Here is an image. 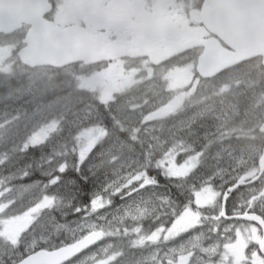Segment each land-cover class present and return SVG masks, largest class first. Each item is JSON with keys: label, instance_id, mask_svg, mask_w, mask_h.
I'll list each match as a JSON object with an SVG mask.
<instances>
[{"label": "rangeland", "instance_id": "1", "mask_svg": "<svg viewBox=\"0 0 264 264\" xmlns=\"http://www.w3.org/2000/svg\"><path fill=\"white\" fill-rule=\"evenodd\" d=\"M1 49L7 53L0 42ZM15 68V59L10 55L0 57L1 73L5 71L11 75ZM42 74L45 77L52 75L45 70ZM65 74L78 88H92V79L88 76L74 75L70 71ZM231 78V73H226L216 80L214 86H209L213 93L205 97L208 105L197 104L196 100L188 105L192 109L181 112L179 118L166 119L164 134L178 130L186 132L189 128L180 141L170 135H165L167 140L171 139L168 141L162 136L151 135L150 126L140 122L142 114L153 111L154 105H132L126 101L129 96L124 97L120 104L103 106L109 108L105 112L114 117L109 131L100 123L102 117L96 108L73 116L67 112L66 101L58 98L45 105L48 111L39 116L33 113L17 124L18 128L30 127L26 140H31L32 145L47 141L57 145L63 139H73L71 149L78 157L76 162H84L87 169L78 177L57 174L47 182L18 183L23 187L17 189L0 186V264H17L44 244L63 246L98 230H105L104 241L69 264H200L215 255L220 243L210 244L212 237L208 236L215 231L214 222L212 217L209 221L202 220L205 226L200 228L203 225L200 209L186 206L187 209L177 217L171 219L168 215L164 220L161 213L153 219L149 215L160 205L167 209V214L175 207L170 198L165 197L163 203L153 208L154 200L160 197L157 192L162 188L156 178L168 176L163 173V168L160 169L163 165L171 166L170 174L175 176L179 173L184 177L181 184L193 195V200L208 207L206 215L215 214L214 191L222 190L230 179L231 168L228 165L232 158L226 151H235L239 146L238 142L227 145L230 135V131L227 133L228 123L232 115L226 112L228 100L234 99L229 88ZM42 81L43 77L35 79V82ZM61 86L55 82H47L41 87L36 83L32 87L27 85L24 95L28 99L15 107L12 116L24 108L18 118L25 119L38 98H53L56 92L63 90ZM153 97L151 95L148 99ZM9 118L5 112L0 117L6 122ZM211 131L216 132L213 140H209L207 135ZM240 139L249 140V137L242 135ZM210 147L211 151L208 150ZM240 155L246 157L234 166V171L251 167L253 163L254 157L247 150L236 152L234 160L238 161ZM81 177L87 180V186L79 179ZM84 193L88 201L81 198ZM46 198L52 201L51 205L46 203ZM180 204L182 207L184 202ZM69 209L70 213L66 212ZM20 221L28 228L24 235L16 229Z\"/></svg>", "mask_w": 264, "mask_h": 264}, {"label": "flooded vegetation", "instance_id": "2", "mask_svg": "<svg viewBox=\"0 0 264 264\" xmlns=\"http://www.w3.org/2000/svg\"><path fill=\"white\" fill-rule=\"evenodd\" d=\"M203 2L204 0H0V20L3 19L1 14H4L5 21L8 20L10 24L11 13H16L14 19L21 21L19 30L0 36L12 37L23 43L32 20L40 18L63 28L79 26L114 44L139 48L158 46L159 49H155L152 55L100 64L97 67L98 77L104 80L103 86L112 100H115V94L120 91L134 93L137 98L131 100L133 104L152 103L154 106H164L162 115L171 108H178L173 116L179 118V108L186 104L187 90L184 85L186 76H181L182 69L186 67V63H191L194 67L203 49L193 48L169 59H162V52L174 43L215 37L201 22ZM33 13L35 16H29ZM253 60L261 61V58ZM170 65L175 66L173 71L169 69ZM172 80L175 85L170 87L168 84ZM199 89L200 86L196 88V92ZM151 95L154 97L149 100ZM164 95L166 98L161 100ZM250 98L247 91L236 98V101L247 105ZM237 108L242 112L240 106ZM258 148L264 149V136L258 141ZM263 176H251L245 170L240 171L239 175H231L226 188L229 196L226 212L222 215L220 213L221 200L220 205L216 203L213 214L214 221L219 224L222 232L220 245L217 253L205 259L204 263L264 264ZM242 215L259 216L262 222L244 220L240 218Z\"/></svg>", "mask_w": 264, "mask_h": 264}, {"label": "water", "instance_id": "3", "mask_svg": "<svg viewBox=\"0 0 264 264\" xmlns=\"http://www.w3.org/2000/svg\"><path fill=\"white\" fill-rule=\"evenodd\" d=\"M238 1H245V3L237 4ZM244 8L249 14H260L257 38H260L263 43L246 46L243 43L235 45L230 41L229 21L234 13ZM32 22L33 27L26 39L27 46L20 51L23 62L32 67L43 65L64 67L78 62L94 64L130 54V51L106 44L104 40L76 26L62 29L36 18ZM203 22L226 44L237 49L236 52H231L216 39L196 41L171 48L170 55H175L191 47L205 46V52L199 58L198 65V70L203 77L214 76L253 56H264V0H205ZM261 165H264V155ZM101 237L100 233L91 234L74 245L51 252L41 250L21 262L23 264H61Z\"/></svg>", "mask_w": 264, "mask_h": 264}, {"label": "trees", "instance_id": "4", "mask_svg": "<svg viewBox=\"0 0 264 264\" xmlns=\"http://www.w3.org/2000/svg\"><path fill=\"white\" fill-rule=\"evenodd\" d=\"M21 66L20 61L17 58L16 67ZM257 69L251 70L250 75L247 76L251 79V85L259 84L264 75V68L260 63L256 66ZM37 70V69H36ZM32 79H26L25 73L19 74L17 71L14 74H7L6 72H0V117L3 112H10L12 108L19 104V102H25L20 96L24 94L25 82L28 81V85ZM63 92L65 89L62 90ZM71 92V91H70ZM61 99V98H60ZM52 98H38L35 107L33 105L30 113L40 114L45 110V105L53 101ZM63 101H74L68 111L72 114L79 113L93 106L95 101L91 97L90 93H86L82 90L74 88V92ZM65 105V103H64ZM88 105V106H87ZM61 115V114H60ZM108 122V121H107ZM3 119H0V186L1 187H17L18 183L22 181L23 184L34 181L47 182L50 177H56L60 173V169L64 164H67V175L77 176L84 174L87 166L83 162L80 166L76 163L77 155L72 153L71 145L72 140H62L60 144L52 145L46 142L45 144L31 146V140H26L28 134L31 132L30 127L24 126V128H18L17 125H13L4 130L6 124H2ZM111 120L106 125H109ZM8 127V126H7ZM63 149L66 151L63 152ZM63 159L62 165L57 167L60 161ZM21 179V180H19ZM83 181L84 186H87V180L80 178Z\"/></svg>", "mask_w": 264, "mask_h": 264}, {"label": "snow or ice", "instance_id": "5", "mask_svg": "<svg viewBox=\"0 0 264 264\" xmlns=\"http://www.w3.org/2000/svg\"><path fill=\"white\" fill-rule=\"evenodd\" d=\"M60 170H61V171L64 170L63 166L61 167ZM46 203H47L48 205H51L52 201L46 198ZM37 207H41V205H38ZM33 211H35V209H33ZM21 264H23V262H21Z\"/></svg>", "mask_w": 264, "mask_h": 264}, {"label": "bare ground", "instance_id": "6", "mask_svg": "<svg viewBox=\"0 0 264 264\" xmlns=\"http://www.w3.org/2000/svg\"><path fill=\"white\" fill-rule=\"evenodd\" d=\"M197 131H198V129H197ZM200 131V130H199Z\"/></svg>", "mask_w": 264, "mask_h": 264}]
</instances>
